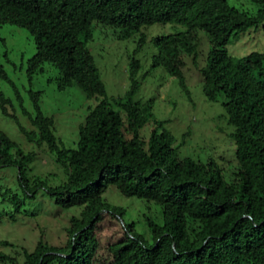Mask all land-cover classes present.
Instances as JSON below:
<instances>
[{"label":"trees","instance_id":"16d2710c","mask_svg":"<svg viewBox=\"0 0 264 264\" xmlns=\"http://www.w3.org/2000/svg\"><path fill=\"white\" fill-rule=\"evenodd\" d=\"M253 1L261 4L254 13L227 0H0V25H18L33 36L27 74L50 62L58 89L75 85L94 100L73 146L62 143L54 117L43 114L36 101V114L28 116L31 129L16 121L27 141L45 144L63 167L67 178L56 185L30 177L36 152L24 151L0 129V167L15 168L20 190L0 187V207L10 219L39 190L61 207L82 206L69 218L64 244L39 239L31 250L22 247L21 259L18 251H0V264H264V51L234 58L226 49L232 34L264 20V0ZM155 22L184 26L151 38L156 51L150 67L161 65L176 76L188 98L183 67L196 57L199 31L207 36L198 70L203 95L220 103L233 128L235 165L228 177L211 158L180 155L166 121L155 117L152 99L134 98L137 58L129 61L124 94L106 92L88 47L94 27L127 36ZM0 77L8 80L1 63ZM9 102L0 90V110L12 118ZM148 123L152 128L144 137L140 130ZM109 185L159 206L161 222L147 219L149 238L123 220L124 207L104 198Z\"/></svg>","mask_w":264,"mask_h":264},{"label":"rangeland","instance_id":"374dc122","mask_svg":"<svg viewBox=\"0 0 264 264\" xmlns=\"http://www.w3.org/2000/svg\"><path fill=\"white\" fill-rule=\"evenodd\" d=\"M229 4L254 13L261 5L253 0H227ZM184 26L172 22H155L143 25L129 35L119 36L112 28L94 27L93 38L88 42L108 95H123L130 87L129 61L139 60L136 79L139 86L135 99H152V111L156 118L165 120L164 126L174 135V146L182 156L202 161L213 159L228 177L235 165L234 143L230 137L233 129L226 121L224 110L218 101L205 98L201 89L198 68L205 63L209 48L207 36L199 31L196 57L188 58L183 76L190 98L181 89L178 78L166 72L161 65L150 67L156 51L151 38L183 30ZM144 38V40H143ZM229 55L241 57L251 51H264V20L240 33L232 34L226 44ZM35 51L32 34L24 27L11 23L0 25V63L8 80L0 77V90L10 99L7 110L12 118L0 110V129L24 151L33 150L35 158L29 162L28 175L45 177L48 185H56L67 178L63 167L57 163L47 146H37L26 140L18 129V121L31 129L28 116L37 112L35 101L43 114L55 119V134L65 146H73L78 136V124L83 121L88 106L94 104L75 85L58 89L52 79L57 68L50 62L42 64L43 70L31 76L27 74V59ZM37 91V92H35ZM152 128L148 123L140 130L147 137ZM15 168L0 167V187L18 189ZM111 204L125 209L123 220L133 222L136 232L149 238L147 219L161 222L159 206L136 196H125L113 185L103 193ZM82 206L61 207L43 190L34 199H26L23 210L12 220L0 207V251L16 253L21 259L22 247L31 250L39 239L59 245L66 241L65 228L69 218L77 215ZM7 211V210H6Z\"/></svg>","mask_w":264,"mask_h":264}]
</instances>
